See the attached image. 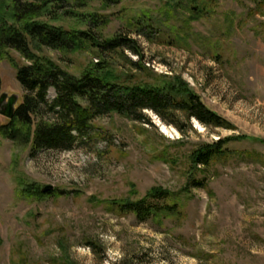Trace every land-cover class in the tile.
Returning <instances> with one entry per match:
<instances>
[{
    "label": "rangeland",
    "instance_id": "1",
    "mask_svg": "<svg viewBox=\"0 0 264 264\" xmlns=\"http://www.w3.org/2000/svg\"><path fill=\"white\" fill-rule=\"evenodd\" d=\"M69 9L37 20L91 30L94 43L125 37L133 48L31 44L34 61L75 76L101 62L98 74L123 85L174 84L223 124L110 113L68 150L33 151L28 131H0V264H264V0H89ZM29 63L0 51L3 104L21 102L16 68ZM54 98L49 88L47 102ZM8 123L0 114V128ZM217 143L222 155L193 163L194 151ZM153 188L177 198L175 214L142 221L112 206Z\"/></svg>",
    "mask_w": 264,
    "mask_h": 264
},
{
    "label": "trees",
    "instance_id": "2",
    "mask_svg": "<svg viewBox=\"0 0 264 264\" xmlns=\"http://www.w3.org/2000/svg\"><path fill=\"white\" fill-rule=\"evenodd\" d=\"M88 1L0 0V51L14 50L31 62L16 68L15 77L23 89L22 99L9 123L0 131L10 136L28 131L23 138L24 142L30 141L33 151L68 150L75 143H82L83 138H91L94 118L110 113L140 120L142 110L149 109L173 122L178 112L204 124H223L218 115L186 88L174 84L123 85L98 74L97 70L103 68L101 62L95 64L94 70L86 69L75 76L51 61H34L30 55L31 44L58 51L77 50L86 43L96 44L101 52L131 47L125 37L94 43L97 37L91 30H67L37 20L57 10L64 12L67 7L69 10L84 7ZM95 21L100 24L99 20ZM133 52L138 53L137 49ZM49 88L55 90L51 103L46 100ZM221 151L218 143L205 145L194 151L192 161L195 165H205L211 158L222 155ZM193 185L201 186L202 182L194 181ZM112 206L143 221L175 214L179 204L169 191L153 188L139 200L115 201Z\"/></svg>",
    "mask_w": 264,
    "mask_h": 264
},
{
    "label": "water",
    "instance_id": "3",
    "mask_svg": "<svg viewBox=\"0 0 264 264\" xmlns=\"http://www.w3.org/2000/svg\"><path fill=\"white\" fill-rule=\"evenodd\" d=\"M3 99H4V95H1L0 96V114L4 115L8 119H10V118H12L13 113H14V109H15V106H14L15 98L14 97L9 98L7 104H3ZM50 188H51L50 186H45L41 189V191L46 192Z\"/></svg>",
    "mask_w": 264,
    "mask_h": 264
}]
</instances>
